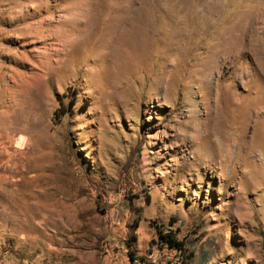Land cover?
Returning <instances> with one entry per match:
<instances>
[{
    "label": "rangeland",
    "instance_id": "374dc122",
    "mask_svg": "<svg viewBox=\"0 0 264 264\" xmlns=\"http://www.w3.org/2000/svg\"><path fill=\"white\" fill-rule=\"evenodd\" d=\"M0 264H264V0H0Z\"/></svg>",
    "mask_w": 264,
    "mask_h": 264
},
{
    "label": "trees",
    "instance_id": "16d2710c",
    "mask_svg": "<svg viewBox=\"0 0 264 264\" xmlns=\"http://www.w3.org/2000/svg\"><path fill=\"white\" fill-rule=\"evenodd\" d=\"M160 236L162 241L165 242L169 246V248L175 249L182 253L185 252L184 242L177 240L174 234H161Z\"/></svg>",
    "mask_w": 264,
    "mask_h": 264
}]
</instances>
